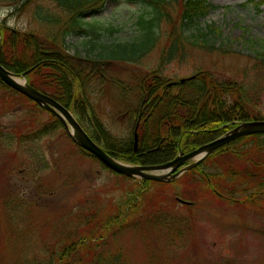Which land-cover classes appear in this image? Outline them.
<instances>
[{"label":"rangeland","instance_id":"rangeland-1","mask_svg":"<svg viewBox=\"0 0 264 264\" xmlns=\"http://www.w3.org/2000/svg\"><path fill=\"white\" fill-rule=\"evenodd\" d=\"M33 1L26 13L16 16H10L11 7L0 1V28L6 23L12 28L45 30L48 35L44 24L34 18V8L57 15L61 11L54 0ZM185 1L167 0L164 4L166 14L159 26V40L150 54L137 63L108 64L103 69L107 76L133 84L132 77L147 76L161 67L167 81L180 82L203 70L220 81L244 83L256 107L247 103L248 108L264 117V63L263 57L256 54L264 47V6L259 7L256 0H201L212 7L206 17L186 26L188 19L182 16L188 10ZM146 12L141 5L112 2L94 17L115 30L113 37L109 36L110 43H125L140 35L137 21L142 14L148 16ZM209 26H214V34L221 36L214 46L196 37L200 29L209 31ZM215 37L210 39L214 41ZM178 38L184 48L183 61L174 59L163 65L170 43ZM1 92L0 89V96ZM103 95V100L117 98L109 87ZM20 106L26 115L34 114L39 125L51 126L53 120L46 112L30 113L24 101L15 109ZM109 110L110 105L104 115L108 129L115 137L127 135L128 116L110 117ZM11 111L0 112V129L8 135L20 122ZM259 141L264 143V137ZM17 146L16 142L0 143V264H56L55 258L64 254L71 238L80 236L90 220L98 222L102 211L110 210L111 217L120 214L115 205H127L135 196L131 189L138 191L134 187L137 181L119 177L79 150L64 128L42 140ZM214 171L205 168L208 174ZM155 188L150 189V194L156 192ZM174 192L167 194L170 202L163 203L169 210L156 219L161 222L137 220L129 228L113 227L116 230L107 232L96 248L92 264H264V213L260 207L243 202L226 204L211 196L202 199L198 188L194 193L197 202L188 208L174 204ZM165 219L170 222L162 223ZM135 227L138 228L134 230ZM84 260L89 264L87 257ZM68 262L75 264V258L70 257Z\"/></svg>","mask_w":264,"mask_h":264},{"label":"trees","instance_id":"trees-1","mask_svg":"<svg viewBox=\"0 0 264 264\" xmlns=\"http://www.w3.org/2000/svg\"><path fill=\"white\" fill-rule=\"evenodd\" d=\"M0 1L11 7L10 16L26 13V9L34 3L33 0ZM54 1L61 11L59 15L41 7L34 8V18L44 24L48 35L45 30L19 29L2 24L0 62L7 70L18 75L34 67L26 76L28 84L68 107L75 116L78 115L79 122L90 137L115 159L136 166L160 165L172 161L179 153L194 151L202 144L215 140L236 127L241 120H264L263 116H259L260 112L256 115L248 108L247 103H250L256 109L253 99L250 101L248 98L250 93L244 83L220 81L203 70L184 82L167 81L161 67L147 76L132 77L133 84L107 76L106 69H103L108 64L137 63L153 51L159 40L158 30L165 18L164 4L167 0ZM256 1L259 7L264 6V0ZM112 2L146 7L148 16H139L137 25L140 35L135 41L110 43L109 36L113 37L115 30L107 28L94 17L96 12ZM184 5L188 7L185 15H182L183 19H188L186 26L206 17L212 7L201 0H187ZM87 15H91V18H86ZM208 28L207 32L200 29L196 37L200 42L214 46L221 36L218 35L217 39L214 26ZM212 35L216 36L214 41L210 39ZM183 52L180 39L173 40L164 55L163 65H168L174 59L183 61ZM256 54L263 57L261 61L264 63V47ZM106 87L117 94L116 99L103 100ZM0 89L3 91L0 112L13 110L11 112L20 120L9 135L0 129L1 144L16 142L17 147L21 148L28 142L42 140L51 132L63 128L61 121L48 113L53 120L51 126L46 123L39 125L38 119L33 118L34 114L26 115L23 106L19 109H15V106L24 101L30 106L27 108L30 113L40 115L45 110L1 81ZM107 104L111 107L110 117L128 116L127 135L115 137L108 129L109 124L104 121ZM113 109L116 111L111 112ZM136 130L139 137L137 151L134 147ZM261 137L264 136H248L227 145L174 183L140 181L120 175L124 179L137 181L134 187L138 191L131 189L135 196L130 203L115 205L116 212L120 214H114V217L108 210L100 212L98 222L90 220L80 236L71 238L72 243L65 246L64 254L55 258L56 264H68L70 257L75 258V264H85L82 260L86 257L87 263L92 264L96 248L107 232L116 230L113 227L129 228L137 220L161 222L156 219L169 210L164 206L166 201L170 202L167 194L171 190L175 191L174 204H179V197L196 204L198 196L194 193L198 188H201L200 198L211 196L220 202H225V197L231 193H248L241 199L249 202L243 203L258 206L264 213V143L259 141ZM39 155L41 157L40 152ZM206 167L214 169V173L205 172ZM153 186L156 192L150 194ZM203 190L205 192L202 194ZM23 200L27 201V198ZM107 216L110 217L105 220ZM165 222L170 221L165 219L162 223ZM76 248L75 252L66 256Z\"/></svg>","mask_w":264,"mask_h":264},{"label":"water","instance_id":"water-1","mask_svg":"<svg viewBox=\"0 0 264 264\" xmlns=\"http://www.w3.org/2000/svg\"><path fill=\"white\" fill-rule=\"evenodd\" d=\"M30 72L31 70L24 74L17 75L3 67L0 62V81L2 83L15 90L17 93H21L29 100H32L40 108H44L51 115H54L61 121L70 138L77 143L80 148L89 152L97 160H100L106 167L110 168L117 174L124 175L130 179L137 178L159 183H173L186 172L195 169V167L206 160L207 157L214 154L217 150L237 141V139L258 134L264 135V121H248L247 123H242L235 129L227 132L223 137L215 139L213 142L206 143L205 146L194 150L193 152L187 154L180 153L172 162L152 166L128 165L114 159L109 153L102 149L100 145L96 144L67 107L61 105L53 97L51 98L31 85L29 86L25 80V76ZM22 78L24 79L23 82H21ZM135 136L136 151L138 149V136ZM186 163L190 164L185 165ZM184 203L189 202L186 201Z\"/></svg>","mask_w":264,"mask_h":264},{"label":"flooded vegetation","instance_id":"flooded-vegetation-1","mask_svg":"<svg viewBox=\"0 0 264 264\" xmlns=\"http://www.w3.org/2000/svg\"><path fill=\"white\" fill-rule=\"evenodd\" d=\"M247 121H251V120H248V119L246 121L241 120V122H247ZM238 187H241V186L239 185ZM247 195H249V194L247 193ZM247 195L241 194V193H237V194L231 193V195H229L228 197H225V199L229 200V201H227V203L249 202V201L241 200V198H240V196L243 197V196H247ZM238 198H240V199H238Z\"/></svg>","mask_w":264,"mask_h":264},{"label":"bare ground","instance_id":"bare-ground-1","mask_svg":"<svg viewBox=\"0 0 264 264\" xmlns=\"http://www.w3.org/2000/svg\"><path fill=\"white\" fill-rule=\"evenodd\" d=\"M21 82H23V80H21ZM203 146H205V144H202V145H201L200 147H198L197 149H199V148H201V147H203ZM224 148H226V147H224ZM197 149H194V150H197ZM191 152H193V151H191ZM189 153H190V152H189ZM177 157H178V155H176L174 159H176ZM174 159H173V160H174ZM173 160H172V161H173ZM172 161H169V162H172ZM169 162H167V163H169ZM163 164H164V163H163ZM163 164H160V165H163ZM150 182H152V181H150Z\"/></svg>","mask_w":264,"mask_h":264}]
</instances>
